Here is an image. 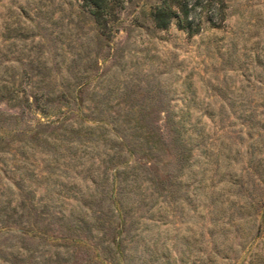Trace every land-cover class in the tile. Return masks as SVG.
<instances>
[{
	"label": "rangeland",
	"instance_id": "1",
	"mask_svg": "<svg viewBox=\"0 0 264 264\" xmlns=\"http://www.w3.org/2000/svg\"><path fill=\"white\" fill-rule=\"evenodd\" d=\"M158 2L121 0L108 30L94 23L81 2L0 0V148L18 157L19 146L36 145L27 156L34 177L23 178L24 185L37 188L36 201L45 193L47 155L41 148L56 136L50 132L62 122L90 123L91 108L134 109L154 148L129 153L123 147L121 161L145 164L156 185L142 190L124 229L142 230L149 249L156 241L164 264H264V77L260 83V69L245 68L264 46V0H225L221 28L203 16L193 36L174 21L166 30L154 29L149 12ZM72 70L83 74L77 83L70 79ZM179 109L189 110L188 122L196 123L210 146L206 155L194 138L198 145L189 166L178 159L166 124ZM69 173L61 178L75 184L64 193L65 220L69 210L83 208L71 196L81 197L88 182L86 172ZM220 189L215 201L212 194ZM112 206L107 198L101 208ZM51 216L45 222L53 239L51 264H105L96 230L91 239L81 230L76 234L81 242L61 247L59 238L70 232L55 221L58 214ZM112 218L116 227L120 218ZM109 226L108 240L114 235ZM58 251L62 260L53 255Z\"/></svg>",
	"mask_w": 264,
	"mask_h": 264
},
{
	"label": "trees",
	"instance_id": "2",
	"mask_svg": "<svg viewBox=\"0 0 264 264\" xmlns=\"http://www.w3.org/2000/svg\"><path fill=\"white\" fill-rule=\"evenodd\" d=\"M73 1L86 6V12L94 23L99 28L108 30L111 26H107V23L111 21L113 25L116 22L115 8L120 7L121 3V0H70ZM226 8L225 0H159L151 8L149 18L154 29L166 30L174 21L177 29L193 36L201 31L204 17L213 28H221L225 22ZM249 64L252 68L260 69V73L258 70L256 72L261 79L259 82L262 83L264 46L246 64L247 71ZM82 77L80 70L71 71L70 79L73 82L77 83ZM79 88V83L72 88L75 96L80 91ZM69 91L68 89L66 94ZM78 110L79 108L77 114H80ZM122 110L124 109L112 111L107 107L91 108L93 116L90 123L79 117V120L62 122L56 131L47 134L56 136L52 142H48L47 148H41L45 149L47 155L43 159L45 163L42 177L45 193L44 196L39 195L36 201L34 198L37 188L23 184L24 176L31 179L34 177V171L30 168L33 163L28 161L27 156L33 153L36 145L31 143L19 146L15 150L19 158L15 152L0 148V170L6 179L4 188L0 191V264L53 263L52 256L48 255V244L53 239L50 238L48 229L45 230L49 226L45 222L53 214H58L59 219L55 221L62 223L63 228L70 232L68 236L59 238L63 244L61 247L71 242H81L76 236L81 230L87 233L86 239L93 238V230H96V237L101 236L97 247L101 249L105 264H164L156 241L152 242L153 248L149 249L150 244L147 241L143 243L142 230L137 231V226L130 230L129 227L124 229V219L132 213V205L141 201L142 190L154 188L156 177L150 176L145 164L121 161L124 157L123 147H127L129 153H141L145 147L149 151L154 148L152 144H148L150 133L139 124L136 111L131 108H126L124 112ZM188 116L189 110L179 109L169 114L166 119L172 144L177 146L178 159L185 161L184 166H189L188 158L195 149L194 146L198 145L194 138L200 139L202 153L207 155L210 152V146H207V141L202 136L203 132L198 131L196 123L188 122ZM69 170H75L76 173L86 172L88 182L84 185L85 190H81V197L74 194L71 196L76 197L77 202H82L83 208L78 207L77 212L75 208L69 210V218L65 220L63 201L67 196L64 193L65 190L69 192L68 190L75 187V184L69 186L71 182L63 180L69 178ZM218 173L216 171L215 175ZM218 177L216 180L220 179ZM10 178L15 180L11 182ZM77 192L80 193V190ZM221 192L222 189L215 190L212 198L219 201ZM107 198L114 206L103 210L102 202ZM149 209L146 208L145 211L148 212ZM149 213L148 219H152L154 214L152 211ZM114 214L120 218L116 227H113ZM146 223L143 222V225ZM105 226H109L110 235L114 234L110 240L106 238ZM140 243L143 244V249L138 251ZM53 255L57 260H62L60 251Z\"/></svg>",
	"mask_w": 264,
	"mask_h": 264
}]
</instances>
